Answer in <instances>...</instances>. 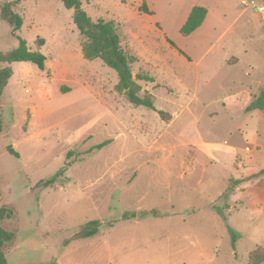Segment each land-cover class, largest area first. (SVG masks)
Wrapping results in <instances>:
<instances>
[{
    "label": "rangeland",
    "instance_id": "rangeland-1",
    "mask_svg": "<svg viewBox=\"0 0 264 264\" xmlns=\"http://www.w3.org/2000/svg\"><path fill=\"white\" fill-rule=\"evenodd\" d=\"M80 1L113 22L133 77H153L138 83L155 109L130 104L117 72L84 58L73 8L16 0L22 25L13 34L0 18V51L18 35L46 60L9 64L0 95L6 264H247L264 250V0ZM195 5L206 17L183 35ZM93 219L96 234L73 238Z\"/></svg>",
    "mask_w": 264,
    "mask_h": 264
},
{
    "label": "trees",
    "instance_id": "trees-1",
    "mask_svg": "<svg viewBox=\"0 0 264 264\" xmlns=\"http://www.w3.org/2000/svg\"><path fill=\"white\" fill-rule=\"evenodd\" d=\"M67 8H73L75 10L74 22L84 37V41L81 45V51L84 58L92 60L99 58L107 66L114 69L118 75V83L115 88L118 92H123L128 102L134 106H144L148 109H155L153 96L144 91L141 93V86L138 83L140 80L151 81L154 79L152 76L146 73H139L134 78L132 75V65L136 62V57L127 53L120 44L119 37L116 33V28L111 21L104 19L93 20L85 10L81 7L80 0H62ZM16 3V0L10 2L5 1L0 7V18L6 21L13 34L20 29L22 25V17L15 12L12 7ZM141 10L144 13H150L145 3L142 4ZM207 14V8L201 5H195L191 8L188 16L180 28V32L183 35H189L195 31L204 21ZM18 39V44L10 51H0V65L8 64L6 66H0V95L3 88L6 85L7 78L11 73L9 64L12 62H30L38 68H44L45 56L39 51H34L28 48L26 41L15 35ZM39 45L43 44L42 38L37 39ZM173 44V43H171ZM61 90H67L63 87ZM257 100L264 101V90H262ZM160 117H165V112L158 111ZM3 126L0 119V132ZM8 150L16 155L17 153L12 150L11 146H8ZM58 175L48 179L39 180L36 184V188H45L54 185ZM144 215H156L154 209L142 211ZM13 216V210L7 206H0V221L5 218H11ZM136 216V212L124 213L122 218L129 219ZM112 223H107L111 225ZM102 221L99 219H93L83 224L79 231L75 233L73 238H83L96 234L99 231ZM13 233L6 230L0 225V264H6L5 253L3 251L6 243L13 239ZM247 264H264V250L262 246H258L249 253Z\"/></svg>",
    "mask_w": 264,
    "mask_h": 264
},
{
    "label": "built area",
    "instance_id": "built-area-1",
    "mask_svg": "<svg viewBox=\"0 0 264 264\" xmlns=\"http://www.w3.org/2000/svg\"><path fill=\"white\" fill-rule=\"evenodd\" d=\"M252 0H241V4L243 5V6H247V5H249L250 3L252 4ZM261 10H264L263 9V7H261L260 8Z\"/></svg>",
    "mask_w": 264,
    "mask_h": 264
},
{
    "label": "crops",
    "instance_id": "crops-1",
    "mask_svg": "<svg viewBox=\"0 0 264 264\" xmlns=\"http://www.w3.org/2000/svg\"><path fill=\"white\" fill-rule=\"evenodd\" d=\"M201 25H202V24H201ZM201 25H200V26H201ZM200 26H199V27H200ZM199 27H198V28H199ZM237 188H238V187H236V189H237Z\"/></svg>",
    "mask_w": 264,
    "mask_h": 264
},
{
    "label": "water",
    "instance_id": "water-1",
    "mask_svg": "<svg viewBox=\"0 0 264 264\" xmlns=\"http://www.w3.org/2000/svg\"><path fill=\"white\" fill-rule=\"evenodd\" d=\"M263 9H264V6H263Z\"/></svg>",
    "mask_w": 264,
    "mask_h": 264
}]
</instances>
